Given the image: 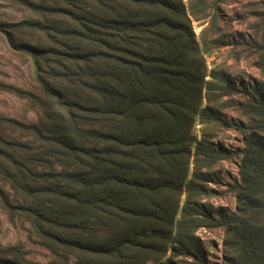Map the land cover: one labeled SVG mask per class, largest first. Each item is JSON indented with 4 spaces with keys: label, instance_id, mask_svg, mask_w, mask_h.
I'll use <instances>...</instances> for the list:
<instances>
[{
    "label": "trees",
    "instance_id": "1",
    "mask_svg": "<svg viewBox=\"0 0 264 264\" xmlns=\"http://www.w3.org/2000/svg\"><path fill=\"white\" fill-rule=\"evenodd\" d=\"M3 1L31 15L0 35L35 86L0 89L37 118L0 114V206L51 258L18 243L0 264H214L200 228L223 232L219 264H264V0ZM226 46L259 77L207 61Z\"/></svg>",
    "mask_w": 264,
    "mask_h": 264
},
{
    "label": "rangeland",
    "instance_id": "2",
    "mask_svg": "<svg viewBox=\"0 0 264 264\" xmlns=\"http://www.w3.org/2000/svg\"><path fill=\"white\" fill-rule=\"evenodd\" d=\"M30 13L17 6H12L6 1L0 0V18L6 21H19L28 18ZM195 30L198 33L201 27L198 22H194ZM233 29L243 30L244 26L237 21H232ZM229 46L222 47L220 50H215L212 55L208 56L207 61H226L230 69L241 74L245 79L251 77H259V70L253 64L250 57H241L240 60L229 58ZM245 54H243L244 56ZM0 81L4 83L14 84L19 87L32 89L35 86L33 68L29 60L25 57L12 51L5 39L0 35ZM228 114L235 113L234 110L228 109ZM0 114L20 118L23 120L35 121L37 115L35 111L29 107L24 99H21L14 94L0 89ZM225 146L233 150L242 146V137L233 130H225L220 133ZM236 160L225 161L223 163L224 177L221 184H212L215 193L209 198L214 204L216 211L220 209L233 210L235 206L234 197L227 190V183L231 178L238 175V166ZM198 234L209 240L212 243L210 258L214 264H219L222 260V239L223 232L219 229H204L200 228ZM22 243L27 249V257L32 261L47 263L50 260L51 254L44 247L36 242V237L33 234L30 224L22 219H16L11 222L0 206V246H8Z\"/></svg>",
    "mask_w": 264,
    "mask_h": 264
}]
</instances>
